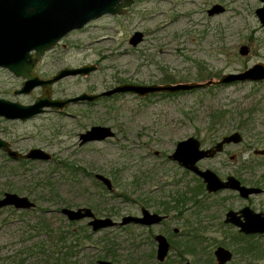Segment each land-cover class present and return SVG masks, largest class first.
Returning a JSON list of instances; mask_svg holds the SVG:
<instances>
[{"label":"rangeland","instance_id":"obj_1","mask_svg":"<svg viewBox=\"0 0 264 264\" xmlns=\"http://www.w3.org/2000/svg\"><path fill=\"white\" fill-rule=\"evenodd\" d=\"M215 4L225 11L210 16L208 10ZM262 4L261 0H134L122 14H106L71 31L45 53L36 72L46 79L66 67L97 66L89 75L62 79L54 87L56 98L103 93L126 83L219 80L264 63V26L255 13ZM136 32L143 34V40L133 46L130 39ZM243 45L250 48L248 55L240 54ZM23 80L0 68V97L33 104L42 87L16 95ZM95 125L110 126L115 136L81 145L80 134ZM234 132L242 135V142L226 145L199 165L222 178L233 174L243 184L264 188V81L146 97L124 93L73 103L62 111L46 108L27 120L0 117V138L14 150L26 154L40 148L52 155L49 161L22 162L0 149V198L14 192L36 202L32 210L0 209V264H9L1 259L14 256L24 245L42 244L47 232L70 229L79 236L72 264H97L101 259L116 264L160 263L154 239L158 233L174 246L167 264H217V247L235 252L238 228L224 222L226 212L249 203L231 190L208 195L202 180L169 155L190 136L207 148ZM97 173L112 181L113 190L95 177ZM184 199L187 204L181 207ZM253 203L249 205L264 212V194L254 197ZM64 207H90L98 217L118 222L125 215H139L142 207L168 218L152 228L116 225L92 232L89 219L72 227L73 221L60 212ZM42 210L47 211L45 217ZM189 234L197 237L194 246L188 243ZM255 236L262 257L252 264H264V235ZM38 252L27 264H46V254ZM238 253L228 264L251 263Z\"/></svg>","mask_w":264,"mask_h":264},{"label":"water","instance_id":"obj_2","mask_svg":"<svg viewBox=\"0 0 264 264\" xmlns=\"http://www.w3.org/2000/svg\"><path fill=\"white\" fill-rule=\"evenodd\" d=\"M262 6L255 11L260 23L264 26V0ZM134 0H0V68L10 70L15 76L22 77V87L15 91L16 95L30 94L36 87H42V94L33 104L25 105L18 101H11L0 97V117L14 120H27L52 108L63 110L71 103L80 101H95L99 95L82 93L77 97L54 100L51 98L52 86L58 81L69 76H85L97 70L95 65H87L75 68H63L52 78L43 79L36 72L39 61L45 53L53 49L63 37L73 30L84 28L91 21L106 15L122 14L133 4ZM225 11L220 4L213 5L208 14L214 16ZM143 40V34L136 32L130 39L133 46ZM240 54L245 56L250 53L247 45L241 46ZM264 81V63L260 62L252 67L223 75L218 81L187 82L177 84H132L118 85L102 95H113L118 93H133L140 97L159 92L191 91L205 88L211 84H227L233 82ZM115 136V132L109 126L95 125L80 135L81 145L88 142L104 141ZM242 135L235 132L224 137L214 147L204 149L200 140L191 136L177 143L175 151L169 156L178 163L204 179L207 190L216 192L220 189H232L240 192L243 198L252 194L263 192L259 187H247L233 176L227 181L211 169H201L198 162L214 157L223 151L224 146L230 143L242 142ZM0 149L4 150L13 159L21 160H44L49 161L51 154L40 148H33L23 154L14 150L11 144L0 138ZM264 154V151L262 152ZM95 177L104 184L108 190H113L112 181L103 174H96ZM14 207L18 210H32L36 208V202L28 196L19 195L14 192H6L0 198V209ZM60 212L69 221L78 222L89 219L88 225L92 232H98L105 228L116 225L126 226L129 224H140L145 226L160 224L164 216L158 213H151L147 209L142 210V216L125 215L120 222L114 221L111 217H98L92 208L80 207L77 209L64 207ZM225 223L236 226L240 232L246 235H264V213L255 212L250 207H245L239 212L229 211ZM178 232V229H175ZM156 241L157 260L163 263L170 253L171 244L164 235H157ZM217 264H228L233 259V252L225 246H219L214 251ZM97 264H116L110 260L101 259ZM183 264H191L185 261Z\"/></svg>","mask_w":264,"mask_h":264},{"label":"trees","instance_id":"obj_3","mask_svg":"<svg viewBox=\"0 0 264 264\" xmlns=\"http://www.w3.org/2000/svg\"><path fill=\"white\" fill-rule=\"evenodd\" d=\"M22 162L25 160H21ZM193 198V197H191ZM189 198V199H191ZM187 199H184L179 205L183 204L184 207L187 204ZM177 205V207L179 206ZM178 207V208H181ZM168 210V208H167ZM46 210H42L43 216L46 215ZM117 212L116 214H119ZM76 222H70V225L73 227ZM43 229V227H42ZM71 234H68V233ZM47 239L39 245H24L20 251L14 256L11 257H4L1 260L3 262H8L9 264H27L28 261L31 259V256L34 257L38 251H42L46 254L47 259L45 260L46 264H72L71 259L78 254V232H74L70 229L67 232L62 230L60 231H50L47 232ZM50 233V234H49ZM187 236V234L185 235ZM32 239V238H31ZM188 243L194 244L198 243L197 237H193L190 234L188 235ZM256 239L255 235H244L241 233H237V238H235L233 247H235V252H239V255L246 256L247 258L251 259L252 264L255 260H260L262 257L261 255V248L257 246V242L254 240ZM30 241V240H29ZM28 243V242H27ZM37 250V251H36ZM234 252V253H235ZM169 258L164 262L167 264ZM214 259V258H213ZM214 261V260H213ZM157 264H162L158 263Z\"/></svg>","mask_w":264,"mask_h":264},{"label":"flooded vegetation","instance_id":"obj_4","mask_svg":"<svg viewBox=\"0 0 264 264\" xmlns=\"http://www.w3.org/2000/svg\"><path fill=\"white\" fill-rule=\"evenodd\" d=\"M61 42V41H60ZM60 42L58 43V44H60ZM58 44L56 45V47L58 46ZM68 68H72V67H68ZM55 75V74H54ZM53 75V76H54ZM225 75V74H224ZM53 76H51V77H49V78H46V79H50V78H52ZM223 76V75H222ZM221 76V77H222ZM220 77V78H221ZM219 78V79H220ZM210 80H212V79H209L208 81H210ZM61 81V80H60ZM60 81H58L57 83H59ZM214 81H218V80H214ZM195 82V81H194ZM57 83H55L53 86H52V91H51V98L52 99H54V100H62V99H69V98H74V97H77V96H74V97H69V98H56V97H54V87H55V85L57 84ZM234 83V82H233ZM153 84H157V83H153ZM167 84H175V83H167ZM177 84V83H176ZM144 85H152V84H144ZM213 85H222V84H211V85H209L208 87H210V86H213ZM205 88H207V87H205ZM112 89V88H111ZM108 90H110V89H108ZM108 90H106V91H108ZM106 91H103V93L104 92H106ZM179 92H184V91H179ZM179 92H159V93H179ZM86 93V92H85ZM102 92L101 93H91V94H97V95H99V97L96 99V100H98V99H100V98H104V97H112V96H116V95H118V94H124V93H118V94H113V95H110V96H107V95H102L103 94ZM89 94V93H88ZM152 94H157V93H152ZM152 94H149V95H152ZM146 96H148V95H146ZM146 96H142V97H146ZM95 100V101H96ZM81 102V101H80ZM87 102H93V101H87ZM78 103V102H77ZM71 104H73V103H71ZM52 109V108H51ZM55 110V109H54ZM58 111H62V110H58ZM103 126H105V125H103ZM110 127V126H109ZM86 132V131H85ZM235 133V132H234ZM82 134V133H81ZM80 134V135H81ZM233 134V133H232ZM229 135H231V134H229ZM229 135H226V136H229ZM226 136H224V137H226ZM191 137V136H190ZM223 137V138H224ZM189 138V137H188ZM222 138V139H223ZM221 139V140H222ZM185 140V139H184ZM200 140V139H199ZM221 140H219V141H221ZM219 141H217L215 144H213V145H211L210 147H207V148H211V147H214ZM201 142V141H200ZM231 144V143H230ZM226 145H229V144H226ZM226 145L224 146V149H225V147H226ZM177 146V145H176ZM201 147L202 148H204L203 146H202V143H201ZM207 148H204V149H207ZM176 149V148H175ZM224 149H223V151H224ZM175 151V150H174ZM222 151V152H223ZM221 153V152H220ZM219 153H217L214 157H216L217 155H218ZM263 154V153H262ZM171 155V154H170ZM169 155V156H170ZM263 156H264V154H263ZM214 157H211V158H206V159H212V158H214ZM170 158V157H169ZM172 160V159H171ZM204 160V159H203ZM172 161H175V160H172ZM202 161V160H201ZM175 162H177L178 163V161H175ZM200 162V161H199ZM199 162H198V166L201 168V169H210V168H202L200 165H199ZM178 165H180L179 163H178ZM181 166V165H180ZM182 167V166H181ZM184 168V167H183ZM186 171H189L188 169H186V168H184ZM212 170V169H211ZM212 171H214V170H212ZM190 172V171H189ZM215 172V171H214ZM191 173H193V172H191ZM216 173V172H215ZM194 175H195V177H197L199 180H202V182H203V186H204V188L206 189V191H207V193H208V195L209 194H217V193H219V192H222L223 190H231V191H233L238 197H241L242 199H244L245 201H247L249 204H254L253 203V199H254V197H258V196H261V195H263L264 194V188H262L263 189V192L262 193H259V194H252V195H250L248 198H243L241 195H240V192L239 191H237V190H232V189H220V190H218V191H216V192H209L208 190H207V187H206V183L204 182V179L203 178H201V177H199L198 175H196L195 173H193ZM217 174V173H216ZM218 175V174H217ZM219 176V175H218ZM230 176H233V177H235L236 179H238L241 183H242V181L237 177V176H235V175H233V174H231V175H228V176H226L225 178H222L221 176H219L220 177V179L222 180V181H227V179L230 177ZM242 185H245V186H247V187H255V186H249V185H246V184H243L242 183ZM249 204H247V205H245L244 207H242V208H240V209H238V210H234V209H229L227 212H226V217H225V219H224V222H225V220H226V218H227V213L229 212V211H235V212H239L240 210H242L243 208H245V207H250L253 211H255V212H257V213H259V212H263V211H257V210H255L251 205H249ZM143 209H147V210H149L148 208H146V207H142L141 208V213L139 214V215H135V216H142V210ZM150 211V210H149ZM151 213H158V212H152V211H150ZM264 213V212H263ZM158 214H160V215H162V216H164L165 218L163 219V221L160 223V224H162L167 218H168V215L167 214H163V213H158ZM129 215H134V214H129ZM160 224H155V225H150V226H145V225H140V224H135V225H140V226H142V227H147V228H152L153 226H157V225H160ZM226 224H230V225H232V226H234L233 224H231V223H226ZM129 225H132V224H129ZM127 226V225H126ZM234 227H236V226H234ZM237 228V227H236ZM175 233H176V231H175ZM237 233H241V234H244V235H246L245 233H242V232H240L239 231V229H238V232ZM159 234H161V235H164V234H162V233H158V234H156L155 235V237H154V239L156 238V236L157 235H159ZM257 234H259V233H257ZM254 235H256V234H254ZM168 240H169V242H170V244H171V248H170V253H169V255H168V257L166 258V260L169 258V256H170V254H171V250H172V248L174 247L173 246V244H172V242L170 241V239L166 236V235H164ZM155 241H156V239H155ZM156 244H157V246H156V256H157V248H158V243H157V241H156ZM233 257H234V252H233ZM157 259V258H156ZM216 259V258H215ZM165 260V261H166ZM164 261V262H165ZM163 262V263H164ZM231 262V261H230ZM184 263V262H183Z\"/></svg>","mask_w":264,"mask_h":264}]
</instances>
